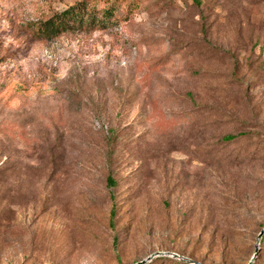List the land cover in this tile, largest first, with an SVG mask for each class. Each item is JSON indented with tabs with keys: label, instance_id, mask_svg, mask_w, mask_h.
Segmentation results:
<instances>
[{
	"label": "rangeland",
	"instance_id": "374dc122",
	"mask_svg": "<svg viewBox=\"0 0 264 264\" xmlns=\"http://www.w3.org/2000/svg\"><path fill=\"white\" fill-rule=\"evenodd\" d=\"M197 1L0 0V264H264V0Z\"/></svg>",
	"mask_w": 264,
	"mask_h": 264
},
{
	"label": "trees",
	"instance_id": "16d2710c",
	"mask_svg": "<svg viewBox=\"0 0 264 264\" xmlns=\"http://www.w3.org/2000/svg\"><path fill=\"white\" fill-rule=\"evenodd\" d=\"M183 1V0H182ZM186 2V0H184ZM194 3H199L197 0H193ZM114 8V4H110V7L103 6L101 8V15L103 19L108 18L112 15V10ZM97 16L95 14H91L88 12V8L86 3L80 2L75 6L69 7L66 10L54 15L49 20L41 24L39 27L38 34L45 39H51L54 37L59 36L61 33L68 31L69 29H72V27L80 26L83 27L88 22H93V19L95 20ZM97 19V18H96ZM96 22V20H95ZM235 136H226L224 139L228 142H231L235 139ZM117 184L112 178L111 175L108 176L106 181V188L110 193L111 201L114 202V192L113 190L116 188ZM115 206L113 204L112 210L110 213V221L109 226L111 231L115 232ZM264 238V235L262 237V240ZM113 251L118 258V240L116 237L113 238V244H112ZM151 263V262H150Z\"/></svg>",
	"mask_w": 264,
	"mask_h": 264
},
{
	"label": "water",
	"instance_id": "95a60500",
	"mask_svg": "<svg viewBox=\"0 0 264 264\" xmlns=\"http://www.w3.org/2000/svg\"><path fill=\"white\" fill-rule=\"evenodd\" d=\"M263 235H264V230L260 234L258 241L262 240ZM159 257H169V258H173V259H176V260L188 263V264H201V263L196 262L192 259H188V258L182 257V256H180L178 254H174V253H154V254L150 255L149 257H147L145 260H143L137 264H148V263L152 262L154 259L159 258Z\"/></svg>",
	"mask_w": 264,
	"mask_h": 264
}]
</instances>
